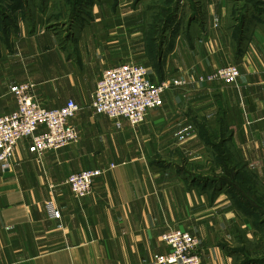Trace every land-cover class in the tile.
<instances>
[{"label":"crops","instance_id":"crops-1","mask_svg":"<svg viewBox=\"0 0 264 264\" xmlns=\"http://www.w3.org/2000/svg\"><path fill=\"white\" fill-rule=\"evenodd\" d=\"M190 2L193 34L166 30L150 42L152 57L145 11L132 0L95 1L76 31L62 34L36 14L0 40V115L15 108L13 91L23 81L46 108L68 100L78 106L71 120L77 141L38 152L22 138L9 168L0 167V264H155L154 255L169 250L161 235L170 228L197 237L200 264H264V254L252 250V217L233 204L227 187L177 168L179 161L210 167L206 130H222L213 141L264 184V19L251 9L234 14L243 0ZM127 62L144 65L153 82L169 83L163 105L138 125L91 106L103 71ZM230 64L239 70L234 82L200 80ZM110 164L84 199L63 183L71 173ZM49 200L55 219L45 211Z\"/></svg>","mask_w":264,"mask_h":264},{"label":"built area","instance_id":"built-area-1","mask_svg":"<svg viewBox=\"0 0 264 264\" xmlns=\"http://www.w3.org/2000/svg\"><path fill=\"white\" fill-rule=\"evenodd\" d=\"M239 75L236 65H227L200 77L201 81L220 80L234 82ZM180 83V82H179ZM169 83L153 82L147 68L140 63H121L103 71L95 85L91 106L93 110L116 120L126 118L131 125L145 119L148 110L163 105V92ZM33 85L23 81L17 84L13 94L15 108L0 115V167L9 168L13 151L22 138H29L38 152L61 149L77 141L78 133L71 123L78 106L72 100L49 109L44 107L32 92ZM114 167L83 169L69 174L63 181L77 199H84L92 192V182L97 176ZM50 219L57 218L55 202L45 203ZM169 250L154 255L155 264H200L199 240L189 232L170 228L161 235Z\"/></svg>","mask_w":264,"mask_h":264},{"label":"rangeland","instance_id":"rangeland-1","mask_svg":"<svg viewBox=\"0 0 264 264\" xmlns=\"http://www.w3.org/2000/svg\"><path fill=\"white\" fill-rule=\"evenodd\" d=\"M95 1L98 0H0V40L6 42V37H10L12 34L15 36L18 22L35 18L36 14H39L48 27L58 33H65L72 26L75 27L76 31L80 19L87 17L89 8ZM132 1L135 3L139 2V7L145 11L146 31L150 37L157 36L160 39V37L165 35L166 30L169 34L185 33L186 35H192L197 27L195 4L190 2L191 0ZM246 9H251L255 16L259 14L264 19V0H243L242 3L238 2L235 4L234 14H239L240 16ZM148 50L149 55L152 57L155 52L153 42L150 43ZM206 133L212 136V138H209L212 165L205 168L197 164H185L183 161H179L178 171L183 172L181 173L182 175L204 183H213L221 186L220 180L226 179L230 183L233 182L235 184L234 177L236 176L232 175L231 165L234 164L238 167L240 165L236 163L230 148L226 144L222 145L219 144L220 141H213L217 133L208 132L207 130ZM239 178H245L243 171H240L239 176L236 177V179ZM225 187L229 188L228 186ZM262 189L261 192H258L264 193V188ZM257 197L262 203L264 202L263 196V198L261 195ZM253 216L252 220L258 230V236L257 243L254 244L252 250H254V254L257 252L255 256L259 255V257H262L260 254H264V214L262 215L263 218H260L258 214Z\"/></svg>","mask_w":264,"mask_h":264},{"label":"trees","instance_id":"trees-1","mask_svg":"<svg viewBox=\"0 0 264 264\" xmlns=\"http://www.w3.org/2000/svg\"><path fill=\"white\" fill-rule=\"evenodd\" d=\"M158 39L157 36L154 37H150L147 34V45L149 47L150 42L152 40L155 41ZM159 40V39H158ZM157 50H155V52L153 53V56H156ZM217 136H215V138H219V134H223L224 132L222 130H218V132H216ZM209 138H212L211 135H209ZM210 141H212L210 139ZM220 141V139H219ZM234 157V156H233ZM234 160L236 161V163L238 165H240V167L236 166V165H231L232 171L234 176L238 177L239 176V172L243 171V173L245 174V178H239L236 179L234 182L235 184L230 183L229 181H227L226 179H221V187H225L228 186V190H229V195L230 198L233 202V204L240 210H242L245 214L251 216L252 218L254 217V214H258V216L260 218H263L262 215L264 214V202L262 203L257 196L261 195V197H264V193H259L258 191L261 192V190H263L262 188H264V184H261L250 172L249 170L246 168L245 164H243L242 162H240L239 160H236L234 157ZM224 162L226 163V160L224 158ZM183 173V172H181ZM230 174V173H229ZM227 175V174H226ZM261 186V187H260ZM233 188V189H232ZM262 197V198H263ZM261 204H260V203ZM263 204V205H262ZM259 210H257V209Z\"/></svg>","mask_w":264,"mask_h":264}]
</instances>
